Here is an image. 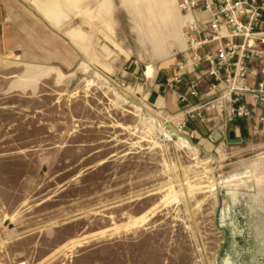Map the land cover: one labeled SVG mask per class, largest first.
<instances>
[{"label": "rangeland", "instance_id": "obj_1", "mask_svg": "<svg viewBox=\"0 0 264 264\" xmlns=\"http://www.w3.org/2000/svg\"><path fill=\"white\" fill-rule=\"evenodd\" d=\"M156 1L0 0V264H264V122L157 115L145 69L187 47Z\"/></svg>", "mask_w": 264, "mask_h": 264}, {"label": "built area", "instance_id": "obj_2", "mask_svg": "<svg viewBox=\"0 0 264 264\" xmlns=\"http://www.w3.org/2000/svg\"><path fill=\"white\" fill-rule=\"evenodd\" d=\"M177 5L189 59L178 61L166 82L185 106L178 129L185 131L192 120L211 121L218 130L237 118L264 122L259 111L264 109V0H177ZM187 65L198 77H185ZM202 78L207 81L204 92L199 89ZM201 95L207 99L191 104ZM206 140L215 141L211 133Z\"/></svg>", "mask_w": 264, "mask_h": 264}, {"label": "crops", "instance_id": "obj_3", "mask_svg": "<svg viewBox=\"0 0 264 264\" xmlns=\"http://www.w3.org/2000/svg\"><path fill=\"white\" fill-rule=\"evenodd\" d=\"M75 1V0H74ZM177 2V0H176ZM175 0H170V7L173 8V10L176 12L175 6H176ZM44 3H49L50 6L44 7ZM34 6L37 9V11L53 26L59 25V18H58V0H34ZM7 11L11 12L13 11L12 4H8ZM178 20L183 23V18L180 13V16L178 17ZM67 36L71 40V42L76 46L77 44H81V39L83 37L82 34L76 33V29L68 30L66 31ZM178 38L179 42L185 46V41L182 39V37L178 34H175ZM21 42V41H20ZM19 43V42H18ZM25 44H32L30 41H25ZM34 44V43H33ZM37 45V44H34ZM29 52V50L27 51ZM42 52V48H41ZM189 59V54L186 52V54L183 56V61ZM168 67V68H167ZM168 73L166 71L161 72L159 74L158 71H155V69H151L150 67H147V70L145 69V75L149 78H151V87L146 92V97L150 104L155 108L157 115H161L165 117L166 121H175V123L180 122L184 119L183 116V106L182 104L178 103L175 97L174 91L168 86L166 82V78L171 76L176 69H171V65L167 66ZM192 69L191 66H185L184 70L187 72L185 77L187 78H195L198 77V73H194L190 71ZM188 70V71H187ZM161 77V78H160ZM175 88L182 89V84H176ZM200 91H205L207 89V81L205 79L200 80ZM207 98L204 97V95H201L199 98H192L190 99L191 104L194 103H200ZM262 114H264V109L259 110ZM168 119V120H167ZM177 121V122H176ZM220 121L219 117L215 118V123L218 124ZM253 124H259L254 123L251 119L246 118H237L233 122L226 125L224 130H218L217 128H213V124L211 121L207 123H198L197 121H188L186 123V130L187 131H193L195 134V137L204 135L206 136L211 133L214 139L220 138L223 139L226 134H230L231 132L235 134V132H239L241 130H246L249 125ZM230 137V135H229Z\"/></svg>", "mask_w": 264, "mask_h": 264}, {"label": "bare ground", "instance_id": "obj_4", "mask_svg": "<svg viewBox=\"0 0 264 264\" xmlns=\"http://www.w3.org/2000/svg\"><path fill=\"white\" fill-rule=\"evenodd\" d=\"M178 6V5H177ZM156 7H157V10H158V12L160 13V15H161V17L163 18V20H166L167 19V17H168V15L166 14V11H165V9H167L166 7H164L163 6V2H162V0H157L156 1ZM177 10H178V15H180V10H179V7H177ZM171 13V12H170ZM171 18H174L173 20H175V18H176V16H174L173 14H171V16H170ZM183 25L178 21L177 22V25H176V27H175V30H176V33L178 34L179 33V35L182 37L183 36V38H184V41H185V44H186V40H185V37H184V35H183ZM182 29V30H181ZM181 30V31H180Z\"/></svg>", "mask_w": 264, "mask_h": 264}, {"label": "water", "instance_id": "obj_5", "mask_svg": "<svg viewBox=\"0 0 264 264\" xmlns=\"http://www.w3.org/2000/svg\"><path fill=\"white\" fill-rule=\"evenodd\" d=\"M229 135H230L229 141H235V142L242 141V138H239V137L233 138V136H234L233 132H231Z\"/></svg>", "mask_w": 264, "mask_h": 264}]
</instances>
